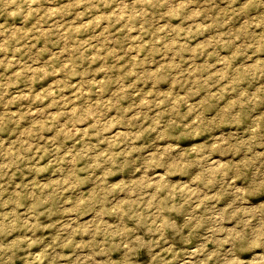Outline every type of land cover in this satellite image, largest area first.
I'll return each mask as SVG.
<instances>
[{
  "label": "rangeland",
  "instance_id": "374dc122",
  "mask_svg": "<svg viewBox=\"0 0 264 264\" xmlns=\"http://www.w3.org/2000/svg\"><path fill=\"white\" fill-rule=\"evenodd\" d=\"M0 264H264V0H0Z\"/></svg>",
  "mask_w": 264,
  "mask_h": 264
}]
</instances>
